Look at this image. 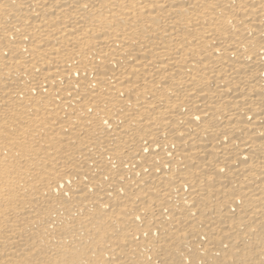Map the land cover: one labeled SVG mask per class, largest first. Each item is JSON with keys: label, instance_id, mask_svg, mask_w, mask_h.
Segmentation results:
<instances>
[{"label": "bare ground", "instance_id": "1", "mask_svg": "<svg viewBox=\"0 0 264 264\" xmlns=\"http://www.w3.org/2000/svg\"><path fill=\"white\" fill-rule=\"evenodd\" d=\"M0 264H264V0H0Z\"/></svg>", "mask_w": 264, "mask_h": 264}]
</instances>
